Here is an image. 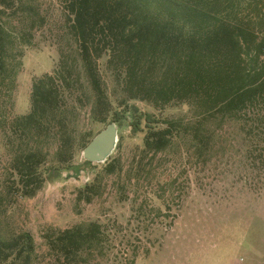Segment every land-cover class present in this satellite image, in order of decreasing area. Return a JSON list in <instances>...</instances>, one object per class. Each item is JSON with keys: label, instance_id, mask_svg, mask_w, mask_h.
Segmentation results:
<instances>
[{"label": "rangeland", "instance_id": "1", "mask_svg": "<svg viewBox=\"0 0 264 264\" xmlns=\"http://www.w3.org/2000/svg\"><path fill=\"white\" fill-rule=\"evenodd\" d=\"M10 1L15 2L13 9L0 8V18L19 40L11 54L20 65L0 97V187L16 189L11 163L20 150L38 143L47 159L40 169L41 189L25 199L11 190L1 225L8 233L30 234L37 255L34 264H55L46 234L89 223L101 226V241L80 264H264V162L257 158L261 154L264 161V144L255 147L256 132H248L251 124L246 120L252 114L242 121L221 120L181 102L156 109L128 100L121 106V82L105 69L103 58L98 71L112 112L135 109L159 127L167 121L189 126L199 121L203 145L179 133L165 151L145 154L144 133L133 134L126 126L116 128L117 141L105 161L88 162L82 146L114 124L92 119L93 98L68 33L63 0H23L38 13L33 20L28 12L14 11L18 0ZM250 2H236L235 10L243 17L255 14ZM63 58L72 67L70 79L78 80L71 93L59 88L62 100L72 107L64 117L74 138L71 164L80 166L77 176L55 161L60 133L52 130L38 139L17 126L30 112L32 84L52 75ZM107 164H113V174L104 172ZM85 186H93L96 194L89 203L77 200Z\"/></svg>", "mask_w": 264, "mask_h": 264}, {"label": "trees", "instance_id": "2", "mask_svg": "<svg viewBox=\"0 0 264 264\" xmlns=\"http://www.w3.org/2000/svg\"><path fill=\"white\" fill-rule=\"evenodd\" d=\"M238 1L63 0L68 33L77 46L93 98V121L114 124L118 131L127 126L133 134L144 133L145 154L165 151L179 133L189 134L203 145V123L199 121L192 126L167 121L159 127L151 116L135 109L112 112L98 71V61L105 58V69L121 82L125 95L119 105L138 100L157 109L181 102L193 104L204 116L221 120L242 121L240 118L252 114L246 120V125L251 124L248 132H256L252 133V140L257 139L255 147L263 145L264 111L257 108L264 107V0H249L256 12L248 17L235 10ZM14 5L13 1L0 0V8L13 9ZM15 7L14 11L28 12L31 20L39 18L23 0H18ZM17 41L0 18V97L20 65L11 54ZM71 77L72 67L63 58L52 75L36 80L31 88L30 112L19 119L17 126L33 132L31 135L38 139L52 130L60 133L55 161L77 176L80 166L71 164L74 138L67 132L70 124L64 117L72 107L62 100L59 90L74 91L73 83L77 85L78 80ZM257 158L264 162L261 154ZM46 159L47 153L38 143L20 150L11 163L16 189L0 187V264L36 262L30 234L8 233L1 223L11 190L25 199L41 189L44 178L40 169ZM114 170L113 164L104 167L108 175ZM95 195L93 186H85L77 200L89 203ZM100 227L89 223L46 234L49 256L55 264H80L100 244Z\"/></svg>", "mask_w": 264, "mask_h": 264}, {"label": "water", "instance_id": "3", "mask_svg": "<svg viewBox=\"0 0 264 264\" xmlns=\"http://www.w3.org/2000/svg\"><path fill=\"white\" fill-rule=\"evenodd\" d=\"M116 128L108 125L95 136L83 150V157L88 162L100 163L106 160L117 141Z\"/></svg>", "mask_w": 264, "mask_h": 264}]
</instances>
